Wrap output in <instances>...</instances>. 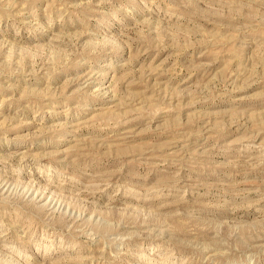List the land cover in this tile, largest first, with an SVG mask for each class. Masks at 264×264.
Masks as SVG:
<instances>
[{"label":"rangeland","instance_id":"obj_1","mask_svg":"<svg viewBox=\"0 0 264 264\" xmlns=\"http://www.w3.org/2000/svg\"><path fill=\"white\" fill-rule=\"evenodd\" d=\"M0 264H264V0H0Z\"/></svg>","mask_w":264,"mask_h":264}]
</instances>
